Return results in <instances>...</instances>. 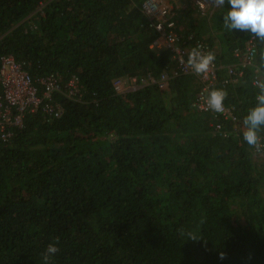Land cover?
Instances as JSON below:
<instances>
[{
	"label": "trees",
	"instance_id": "1",
	"mask_svg": "<svg viewBox=\"0 0 264 264\" xmlns=\"http://www.w3.org/2000/svg\"><path fill=\"white\" fill-rule=\"evenodd\" d=\"M142 1L0 0V58L23 61L39 97L40 76L57 85L0 136V264H43L53 243L49 264H264V158L243 140L251 71L224 89L235 118L201 111L182 77L117 93L118 76L170 63ZM230 32L224 60L248 33ZM254 60L264 71L259 37ZM71 80L72 98L58 91Z\"/></svg>",
	"mask_w": 264,
	"mask_h": 264
},
{
	"label": "built area",
	"instance_id": "2",
	"mask_svg": "<svg viewBox=\"0 0 264 264\" xmlns=\"http://www.w3.org/2000/svg\"><path fill=\"white\" fill-rule=\"evenodd\" d=\"M196 5L204 11L206 6L213 3V0H193ZM140 10L147 16L148 24L153 27L159 36L150 43V47L155 49L159 54L167 51L171 56L172 65H166L157 78L152 77L149 73L142 77L143 81L151 82L157 86L159 91L170 90V82L173 78L197 75L188 67V53L196 48L204 53L212 52L211 46L203 39L197 37L194 33H189L186 38H182L176 31L172 22L168 20L169 6L164 0H143ZM162 39V41H161ZM248 53L245 62L253 67L249 75V82L253 87L256 81L264 82L258 77L254 65V57L256 52V44L253 39L249 40ZM253 58V59H252ZM243 63V64H244ZM242 71L229 67L227 74L218 81L217 67L213 62L209 72L205 75H197L199 78L198 96L194 101L201 111L210 112L214 116H231V110L235 108V104L230 107L224 104V112L216 113L210 110L206 105L208 93L212 90L208 85L214 81L219 82V89H225L230 83L240 85L242 79L240 77ZM39 80L45 86V95L56 88L55 80L48 75L39 77ZM135 82L136 77H129L127 74L120 76L114 82V87L120 90L123 82ZM73 81L69 82L71 85ZM37 87L31 78V75L24 69L23 63L16 61L11 55H4L0 58V136L6 139L11 136V129L15 125H21L23 111L29 105H36L39 102L37 97ZM49 112L52 110L48 107Z\"/></svg>",
	"mask_w": 264,
	"mask_h": 264
},
{
	"label": "clouds",
	"instance_id": "3",
	"mask_svg": "<svg viewBox=\"0 0 264 264\" xmlns=\"http://www.w3.org/2000/svg\"><path fill=\"white\" fill-rule=\"evenodd\" d=\"M226 2L229 5L230 10H228L226 14L223 15L224 26L228 30H239V31L251 32L255 36L259 37L261 40H264V0H213V3L217 7L223 6ZM7 55H11V54H7ZM215 59H216V56L213 52L204 53L196 48H193L188 53L187 65L189 68H191L195 72V74L205 75L209 72ZM18 62L21 63V61H18ZM169 65H172L171 56H170ZM254 65H255L256 71H258L259 79L264 80V71L255 64V60H254ZM249 71H252V68H250ZM148 73L149 72L127 74L130 78L136 77V81L131 82L128 80L126 82H123L120 90H117L115 87H114V90L117 93H121V92H125V90H128V91L135 90L142 85L153 84L151 82L142 80L143 79L142 77L147 76ZM149 74L151 75V73ZM159 74L154 78H157ZM48 76H51V75H48ZM191 76L193 77L194 75H187V76H181V77L188 78ZM119 77L120 76L115 78V80L118 79ZM115 80L113 81V85H114ZM38 82H40L39 79H38ZM69 86L70 88L74 87L76 89L74 81ZM124 86L126 87L124 88ZM236 86L240 87V85L239 86L236 85ZM255 86L258 88L257 95L255 97L257 104L243 118V124L247 128V130L243 132V140L247 143L246 144L247 147L250 148L254 154L257 153L261 155V152L264 150V138H263V135L261 134L263 131H257V129L260 128V126L264 125V82L256 81ZM170 87H171V82H170ZM36 94L39 99V102L36 105L32 104V105H29L28 107L32 108L41 103L43 96H45V89H44V92L42 93V97L38 96V91ZM226 97H227V92L225 90L213 89L207 95L206 105L210 110L216 113H223L224 104H225L224 101ZM238 103L237 105H235V108L231 110V117L233 118H235L234 112L238 106ZM231 105L233 104H229L227 106L230 107ZM48 107L50 106L46 104L44 107L45 110L49 111ZM12 131H13V127L10 131L11 136H12ZM191 240H195V239L193 238ZM58 251L59 249L56 246V244L54 243L49 244L47 246L46 253L43 255V264H49L50 256L57 253ZM224 258H225V254L221 252L220 259H224Z\"/></svg>",
	"mask_w": 264,
	"mask_h": 264
},
{
	"label": "crops",
	"instance_id": "4",
	"mask_svg": "<svg viewBox=\"0 0 264 264\" xmlns=\"http://www.w3.org/2000/svg\"><path fill=\"white\" fill-rule=\"evenodd\" d=\"M164 2L169 6L168 20L174 24L177 33L182 38H186L189 33H194L197 37L203 39L211 46L212 52L216 56L214 62L217 67L218 81L227 74V69L232 67L242 71L240 87H244L247 83L244 76L246 71L248 69L250 70V65L244 63L248 53V43L249 40L253 39L256 44L257 52V36L248 32L244 38H241V42L238 41L239 38H235L229 58L224 60L223 52L226 47L232 43V37H230L232 36V32H230L231 30H228L224 24L218 26L217 23L213 25L212 22L216 20V22H218L219 18H222V15L219 14H226V11L230 10L229 6L227 7V2L224 4V9H226L225 13L222 12V6H213L212 3L208 4L205 10L202 11L193 0H164ZM204 29H207V31L202 32ZM226 39H229V41H226ZM21 63H23V65L25 64L23 61H21ZM218 81H214L208 85V88L212 90L219 89ZM182 84L185 85L187 91L197 92L199 88V78L197 75H194L192 79L182 80ZM229 85L237 87L234 83H230ZM257 131H264V129Z\"/></svg>",
	"mask_w": 264,
	"mask_h": 264
},
{
	"label": "rangeland",
	"instance_id": "5",
	"mask_svg": "<svg viewBox=\"0 0 264 264\" xmlns=\"http://www.w3.org/2000/svg\"><path fill=\"white\" fill-rule=\"evenodd\" d=\"M225 11H226V9L224 10V13H225ZM217 21V20H216ZM216 21H213L212 22V24L213 25H215L216 23H217V25H218V22H216ZM206 24V23H205ZM207 31V29H204L202 32H206ZM181 79H183V80H185V79H192V78H184V77H182V78H180V80ZM178 81V80H177ZM174 82H176L175 80H172L171 81V88L174 86ZM126 86H124V88H125ZM59 92L60 91H62V93L64 94V95H66L67 97H70V98H72V97H74L75 96V91H76V89L74 88V87H72V88H69V87H66V86H63V88L62 89H60V90H58ZM238 105H239V103H238ZM56 106H58L57 104H56ZM195 113H198V112H196V111H194ZM257 156H261V157H263L264 158V150L261 152V155H259V154H254L253 155V157L254 158H256Z\"/></svg>",
	"mask_w": 264,
	"mask_h": 264
}]
</instances>
